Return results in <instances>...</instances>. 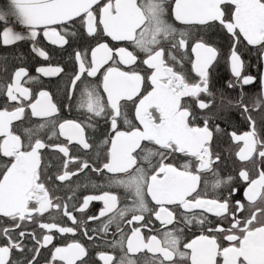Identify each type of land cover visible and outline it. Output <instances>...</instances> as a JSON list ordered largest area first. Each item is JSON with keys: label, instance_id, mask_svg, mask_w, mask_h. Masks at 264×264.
Returning a JSON list of instances; mask_svg holds the SVG:
<instances>
[{"label": "snow or ice", "instance_id": "snow-or-ice-1", "mask_svg": "<svg viewBox=\"0 0 264 264\" xmlns=\"http://www.w3.org/2000/svg\"><path fill=\"white\" fill-rule=\"evenodd\" d=\"M9 16L28 29L32 41L43 29L51 44L64 47L77 34L71 29L79 18L89 37H97L102 26V35L116 45L98 40L90 59L88 50H74L76 69L70 76L61 66L37 69L40 76L67 77L63 107L69 113L77 111V118L62 117L61 106L47 90L33 98L22 80L38 77L29 76L23 67L14 70L10 83L0 85V94L11 104L0 110V157L6 158L0 160V216L21 229L16 239L10 229L2 230L7 243L0 246V264H13L14 250L25 253L24 264H38L40 249L56 233L75 235L79 229L89 240L99 239L119 251V256L98 253L103 264H264V139L258 137L252 118L254 109L264 113V77L250 106L244 102L242 89L256 78L244 74L239 54V45L246 42L258 46L264 58V0H9L8 10L0 11V22ZM217 23L231 39L228 62L234 82L229 87L241 85V95L230 106L240 110L251 129L226 134L233 142H242L236 153L238 161L254 166L259 161L256 175L242 167L237 176L220 177L223 159L212 150L208 119L203 127L193 124L199 114L185 99L194 100L201 110L209 107L199 97L211 94L208 70L217 61L219 50L197 34ZM2 37L5 45L25 39L7 26ZM32 51L48 59L35 44ZM184 60L191 63L192 80L175 70V64L183 67ZM128 101L136 104L138 125L127 118ZM28 110L38 122L24 129V140L14 132L13 122L24 120ZM99 121L108 126L110 134L94 148L86 132ZM216 131H221L219 125ZM45 132L47 139L42 136ZM60 137L64 142H47ZM145 141L153 147L143 145ZM70 145L84 156L94 150L95 159L72 155ZM44 149L62 154L59 171L49 179L68 190L64 197H53L42 179ZM73 164L75 168H70ZM88 172H95L103 182L67 183ZM205 173L211 174V181L204 178ZM236 180L242 182L247 206L231 199L240 191L233 183ZM82 188L93 191L80 196ZM113 189L123 190V201ZM221 189L227 191H218ZM93 202L102 207L96 214L86 215ZM246 207L249 214L238 217ZM52 209L58 215L50 214L48 222L39 219ZM209 214L217 219H210ZM62 218L76 227L58 224ZM97 220L98 226L88 227ZM28 221L38 225L40 236L22 227ZM194 226L202 234L184 242L185 231ZM25 238L34 241L30 249ZM50 252L49 264H87V249L79 242L53 245ZM142 252L145 255L139 256Z\"/></svg>", "mask_w": 264, "mask_h": 264}, {"label": "flooded vegetation", "instance_id": "flooded-vegetation-1", "mask_svg": "<svg viewBox=\"0 0 264 264\" xmlns=\"http://www.w3.org/2000/svg\"><path fill=\"white\" fill-rule=\"evenodd\" d=\"M105 0H102L101 3H104ZM171 19V18H170ZM79 18H77V23L72 27V31H75L77 34L70 38L69 44L64 47H60L58 45L51 44L44 36L43 29H39L40 35L38 36L36 41H32L28 38V29L22 26H16L4 22H0V85L6 86L10 83L13 72L18 68L27 69L29 76L38 77L36 80H28V78H24L22 80V84L25 87H28L31 92L33 98L38 95L40 90H47L55 100L57 104H59L62 108L61 116L65 118H77V111H72L69 113L67 109L63 106L67 103L64 97L63 85L64 79H61L60 76L56 77H44L40 76L37 73V69L39 67H47V66H61L64 68L65 73L69 76L75 71L76 65L73 59L74 50H88V59H90V50L95 47L97 41L108 42L111 47H115L116 42L110 40V38L104 37L102 35V26L101 32L98 33L97 37H89L84 29L79 24ZM177 26L178 25V22ZM11 27L14 31L21 33L25 36L24 40L18 41L14 44L5 45L3 43L2 30L5 27ZM198 36H203L206 42L210 45H214L219 50V56L217 61L209 68V88L210 95L201 93L199 99L208 103L209 107L206 109H199L196 106V102L191 98H185L190 101L191 107L195 113H198L196 119L193 120V124L199 125L201 127L204 126V119H208V127L213 132L212 138V150L214 153H219L223 159V163L219 165V173L221 178H227L229 175L237 176L239 170L242 167H247L252 175H256L257 167H259V161L257 160V165L254 166L252 162L242 163L238 161L236 158V153L240 147H242V142L237 144L233 142L229 135L226 133H231L235 131L237 134H242L246 131H250L249 123L243 118L240 113V110L237 107L230 106V102H236L241 95V85L237 84L236 87L230 88L229 83L234 82V77L230 71V65L228 62V57L230 53L231 47V39L228 34L221 28V26L217 23L210 27H208L204 32L198 33ZM35 46L39 49L44 50L48 59H43L39 57L36 53L32 51V46ZM239 54L242 57L244 62V74L252 75L256 78V82L247 86H243V98L244 102L251 106L253 100L258 96L261 90V71H262V60L260 55V50L258 46H250L247 45L246 42L239 45ZM174 63V62H169ZM123 67V66H122ZM176 71H183L187 77L192 80L195 78V73L192 71L191 63L188 60L183 61V67L180 64H175ZM103 71V69H101ZM63 75V74H62ZM92 79V78H89ZM99 79V77L95 78ZM137 101L139 97L135 98ZM27 103V102H25ZM126 107V115L127 118L134 125H138V120L136 119L135 110L136 104L133 101H128ZM10 108L11 104L7 102L6 96L0 94V110L3 108ZM30 110L26 112L25 119L22 121H14L13 122V130L17 134L21 135L22 139L26 140V136L24 133L25 128L33 127L37 122V118H33L30 116ZM252 118L255 120L256 131L259 138L264 139V113L253 110ZM219 125L221 131H216V126ZM120 127L124 129L126 126L123 124V121L120 122ZM87 137L89 142L94 146L98 145L103 139H105L110 133L108 126L103 122L99 121L95 129L87 128ZM42 136L47 139V134L42 133ZM48 143H62L64 142V138L60 137L59 140H48ZM143 145H147L149 147H153V145H149L148 142H142ZM71 154L72 155H81L84 154L77 149L75 145H70ZM62 158V154L53 151L51 149H44L41 151V171L43 173L42 179L46 183V186L49 188L50 193L53 197L61 196L64 197L68 190L63 186L57 185L60 184L59 181L53 183L50 177L55 176V174L59 171V163ZM86 159H95L94 150H90L89 153L84 156ZM6 158L0 157V160H4ZM70 168H75V165H70ZM204 178L212 180L210 173L203 174ZM79 182L81 185L87 184L89 182L102 183L103 178L98 176L95 172H88L87 175L81 173L80 176H74L72 181L67 183ZM235 186L240 187V191L232 196V200H241L247 206V201L243 200L242 192V182L236 180L233 182ZM201 187H203V181L201 183ZM93 191L91 188L84 189L82 188L79 191V195L83 196L84 194ZM113 191H117L121 194L123 201V190L121 189H113ZM218 191L226 192L227 189H221ZM210 195L211 190H210ZM150 201V198H149ZM151 204V202H150ZM155 207L154 204L151 205ZM102 207L100 203L93 202L90 205V208L86 215H94L98 212V210ZM171 209H175L174 205L168 206ZM182 210H177V212ZM50 214L58 215L55 209L51 210V213L46 212L43 217H39L40 220H44L48 222V216ZM249 214L247 207L245 211L238 213V217H246ZM77 217L81 216V213H76ZM210 219L216 220V217L211 216L209 214ZM58 224H63L64 226L76 227L68 221L66 218H62L57 220ZM100 224V221L90 222L88 224L89 228L96 227ZM158 226V222H157ZM22 227L32 232L34 231L37 236L41 235L42 230L38 227L37 224H33L31 221L25 222ZM10 229L11 235L13 239L17 238V233L21 230L20 228H13L12 221L6 217L0 216V246H3L7 243V237L3 235V229ZM92 232H89V235H92ZM201 229L199 227H192L187 229L184 233V242H188L192 239H195L199 235H201ZM208 235H219L217 233H207ZM145 235H148L145 232ZM107 239H112L111 234L107 237ZM79 242L84 245L87 249V255L84 257V260L87 264H103L101 260L98 258V253L104 252H115V255L119 256L120 253L118 250L111 249L104 245V243L97 240H89L84 234L83 229L77 230L75 235L72 234H63L56 233L54 235L53 241L44 248L40 249V254L38 256V264H49L51 252L50 250L55 246H66L72 242ZM24 243L27 245V248L30 249L33 246L34 241L31 239L25 238ZM222 244L227 245V241H221ZM30 255V253H28ZM139 256L145 255V253H139ZM151 255V254H148ZM24 256L25 253H21L19 251H13L11 254V260L13 264H24ZM79 264V262H78Z\"/></svg>", "mask_w": 264, "mask_h": 264}, {"label": "water", "instance_id": "water-1", "mask_svg": "<svg viewBox=\"0 0 264 264\" xmlns=\"http://www.w3.org/2000/svg\"><path fill=\"white\" fill-rule=\"evenodd\" d=\"M8 8H9V0H0V11H7ZM4 23L16 25V26H22L16 21L14 17H11V16H9L7 20L4 21ZM261 60H262V71H261V78H262L264 77V58L261 57Z\"/></svg>", "mask_w": 264, "mask_h": 264}]
</instances>
